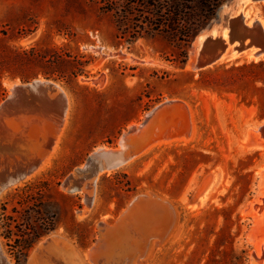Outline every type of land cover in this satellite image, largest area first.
<instances>
[{
  "label": "rangeland",
  "instance_id": "obj_1",
  "mask_svg": "<svg viewBox=\"0 0 264 264\" xmlns=\"http://www.w3.org/2000/svg\"><path fill=\"white\" fill-rule=\"evenodd\" d=\"M227 1L186 45L162 33L134 43L120 39L113 14L97 0H0V105L12 86L42 79L59 85L63 96L25 92L8 116L21 133L40 128L31 154L43 148L52 153L58 138L49 163L14 183L6 177L22 173L27 166L17 162L25 157L11 155V167L0 162V204L34 182L42 202L58 213L56 230L40 242L53 235L70 243L71 251L45 264H232L240 251L247 264H264V68L251 66L264 56L249 60L245 51L213 62L214 49L198 53L196 46L210 24L220 26ZM258 1L245 2L243 25L235 15L242 29L260 20L264 30V1ZM206 5L203 13L196 5L205 16ZM143 123L144 135L129 147L127 163L105 171L102 162L92 163L88 169L96 149H120L129 126ZM105 242L107 249L96 257ZM0 246L18 264L1 237Z\"/></svg>",
  "mask_w": 264,
  "mask_h": 264
},
{
  "label": "trees",
  "instance_id": "obj_2",
  "mask_svg": "<svg viewBox=\"0 0 264 264\" xmlns=\"http://www.w3.org/2000/svg\"><path fill=\"white\" fill-rule=\"evenodd\" d=\"M97 1L102 9L113 14L120 39L134 43L140 38L162 33L175 42L188 45L225 0H207V16L201 10V6L205 8V0ZM196 5L202 13L197 11ZM187 58L186 54L183 65ZM251 66L264 68V61ZM38 189L34 182L27 183L8 194L0 204V237L18 264H25L34 247L58 225V213L47 208ZM232 259V264H247L248 261L245 251L232 254Z\"/></svg>",
  "mask_w": 264,
  "mask_h": 264
},
{
  "label": "bare ground",
  "instance_id": "obj_3",
  "mask_svg": "<svg viewBox=\"0 0 264 264\" xmlns=\"http://www.w3.org/2000/svg\"><path fill=\"white\" fill-rule=\"evenodd\" d=\"M246 1H249V0H245V2ZM256 1H258V0H256ZM264 1V0H263ZM262 1V2H263ZM259 2V1H258ZM240 14V13H239ZM239 14H238V17H239ZM237 16V15H236ZM259 22H260V20H259ZM197 46V45H196ZM245 52V51H244ZM241 53H238V54H233V55H231V56H226V57H222L220 60L222 61V60H231V59H234L235 57H237L238 55H240ZM254 53H253V51H249V54H247V53H245V55H244V57L245 58H247V59H251V58H255L254 57V55H253ZM264 55H262L261 57H263ZM260 57V58H261ZM255 59H258V58H255ZM53 82V81H52ZM52 82H49L48 80L47 81H43V79L42 80H37V81H35V82H31L32 84H28V85H24V86H22V85H14V86H12L11 87V94H10V96H8V99L6 100V101H4L1 105H0V157H1V159H0V162L2 161V162H4V163H6L7 165L9 164V166L11 165L10 163L11 162H13L12 160H10L9 159V157L11 156V155H13V154H19V156H23V157H25L24 159H22L21 160V162L19 163V162H17L18 163V165L19 164H22V165H20V166H27L25 169H23L22 167V169H23V171H22V173H19L18 172V176H16L15 178L14 177H12V178H10V177H6L7 178V181L9 180L10 182H14V183H16V181H19L20 179H27V178H24V177H26L27 175L29 176V175H31L32 174V172L34 173L35 172V170L36 171H38V169L41 167V168H43V166H46L48 163H49V160H50V157L53 155V153H54V151H55V148L58 146H55L56 144H57V142H58V138H56V140L54 141V144H53V146H52V149L51 150H53L52 151V153H51V151L50 152H44V148H43V152H40L39 151V153L38 154H40V155H38V154H31V146H32V141L33 140H31V138H36V136L38 137V136H40V128H39V130H38V126H32V128H30V129H28L27 130V133L25 132V133H21L20 132V130H19V125L12 119L11 120V118L9 119V112H11L12 113V109L14 108V105H16V104H18V103H16V99L18 98V99H22V96H23V93H25V92H28L29 93V91H35L34 92V94L35 93H37V95L38 94H40V95H46V93L48 92H55L56 94H54L55 96L56 95H58L61 99H63V96L59 93V91H58V86L59 85H56V84H54V83H52ZM17 84H19V83H17ZM33 93V92H32ZM47 93V94H48ZM62 93H63V91H62ZM27 94V93H26ZM50 95H51V93H50ZM36 96V95H35ZM34 96V97H35ZM47 96V95H46ZM54 96V97H55ZM25 97V96H24ZM31 97V96H30ZM34 97H32V98H34ZM38 97V96H37ZM49 97V96H48ZM45 98V97H44ZM59 98V99H60ZM68 98V97H67ZM29 99H31V98H29ZM39 99V98H38ZM47 99V98H46ZM50 99V98H49ZM52 99V98H51ZM55 99V98H54ZM37 100V99H36ZM56 100V99H55ZM54 100V101H55ZM32 101V100H31ZM50 101H52V100H50ZM22 102H24V101H22ZM41 102V101H40ZM16 103V104H15ZM21 103V102H20ZM26 103H29V102H27L26 101ZM25 103V104H26ZM44 103V102H43ZM43 103H40V104H42L43 105ZM53 103V102H52ZM57 104V103H56ZM56 104H54V105H56ZM59 104V106L61 107V106H63L65 103L63 102V100L61 101V102H59L58 103ZM19 105V104H18ZM29 105V104H28ZM52 105V104H51ZM182 105V104H181ZM184 105V104H183ZM31 106V105H30ZM185 106V105H184ZM19 110H20V105H19V107L18 106H16ZM15 107V108H16ZM37 107H39V106H37ZM44 107H46V106H44ZM64 107V106H63ZM65 107H66V105H65ZM68 107V106H67ZM26 108V107H25ZM30 108V107H29ZM18 109H17V112H18ZM22 109V108H21ZM24 109V108H23ZM35 109H36V107H35ZM41 109H43L42 107H41ZM183 109H185V107L183 108ZM182 109V110H183ZM44 110V109H43ZM45 110H46V108H45ZM51 110H53V109H51ZM59 110H60V108H59ZM58 110V111H59ZM64 110V109H63ZM47 111H48V109H47ZM55 111V110H54ZM184 111V114H185V110H183ZM16 112V111H15ZM14 112V113H15ZM20 112H21V110H20ZM28 112H30V111H28ZM28 112H27V114H28ZM67 112V111H66ZM22 113V112H21ZM39 113V112H38ZM60 113H63V112H59V115H60ZM18 114V113H17ZM16 114V115H17ZM23 114V113H22ZM26 114V113H25ZM26 114V115H27ZM31 114V113H30ZM37 114V113H36ZM40 114V113H39ZM63 114H65V113H63ZM67 114V113H66ZM183 114V113H182ZM13 116V115H12ZM25 116V115H24ZM62 116V115H61ZM65 116V115H64ZM67 116V115H66ZM187 116V115H186ZM26 117V116H25ZM188 117V116H187ZM20 118V117H19ZM35 118V117H34ZM62 119H63V117H62ZM29 120V119H28ZM27 120V121H28ZM45 120V119H44ZM184 120V119H183ZM182 120V121H183ZM62 121V120H61ZM64 121H67V120H64ZM185 121H186V119H185ZM188 122V121H187ZM21 123H23V122H21ZM29 123H30V121H29ZM64 123H66V122H64ZM184 123V122H183ZM182 123V124H183ZM25 124V123H24ZM42 124V123H41ZM32 125V124H31ZM22 126V125H21ZM64 126H66V124L64 125ZM187 126V125H186ZM184 127V126H183ZM23 128H25V126L23 127ZM59 128V127H58ZM64 128V127H63ZM138 128H139V126L138 125H132L131 127L129 126V128L127 129V131H125L124 132V136L125 135H127L128 133L129 134H135V133H137L138 131ZM175 128V127H174ZM173 128V129H174ZM182 128V127H181ZM56 129V128H55ZM65 129V128H64ZM58 130V129H57ZM134 130V131H133ZM168 130H171V129H168ZM185 130V129H184ZM129 131V132H128ZM181 132H182V130H180ZM262 131V130H261ZM44 132V131H43ZM61 132V131H60ZM62 132H64V130L62 131ZM62 132L60 133V134H62ZM172 132H174L173 130L171 131V134H172ZM176 132H178V130L176 131ZM264 132V131H263ZM50 133V132H49ZM166 133V132H165ZM167 133H169V132H167ZM259 134V133H258ZM263 134V133H262ZM165 135V134H164ZM164 135H162L163 137H164ZM44 136H45V134H44ZM50 136V135H49ZM59 136H61V135H59ZM124 136L122 137V139H121V141H123L124 140ZM262 136V135H261ZM62 137V136H61ZM171 137V136H170ZM166 138H167V136H166ZM263 138H264V135H263ZM161 139V138H160ZM169 139H172V138H169ZM169 139H167V141L169 142ZM176 140V139H175ZM180 140V139H179ZM52 141V140H51ZM171 141H173V140H171ZM40 142V141H39ZM156 142V141H155ZM155 142H154V144H155ZM158 142V141H157ZM34 143H36L35 141H34ZM153 143V142H152ZM150 144V145H153V144ZM158 144V143H157ZM159 145H160V143H159ZM158 145V146H159ZM53 147H55V148H53ZM34 151V149L32 150V152ZM46 151V150H45ZM106 151H110L108 148H106V147H101V148H98V149H96L92 154H91V156L89 157V160H88V163H87V166H89L90 164H91V162L93 161V159L97 156V155H99V154H101V153H103V152H106ZM36 153V152H35ZM142 154H144V153H142ZM38 156V157H37ZM141 156V155H140ZM11 158V157H10ZM14 158H15V155H14ZM14 158H12V159H14ZM17 158V157H16ZM15 158V159H16ZM20 159H21V157H20ZM15 161H18V160H15ZM20 161V160H19ZM7 165L5 166V167H7ZM15 166H17L16 165V162H15ZM28 166H32L31 168H28ZM1 167H3V166H1ZM11 167V166H10ZM94 167V166H93ZM9 168V167H8ZM18 168H20V167H18ZM20 168V169H21ZM28 168V169H27ZM4 169V168H3ZM6 169V168H5ZM4 169V171H6ZM89 169V168H88ZM94 169H95V167H94ZM8 170H11L10 168L8 169ZM105 170H107V169H103V171H105ZM13 171V170H12ZM12 171H10V172H12ZM91 171V170H90ZM7 172V171H6ZM77 172V171H76ZM4 173V172H3ZM9 173V172H8ZM16 173H17V171H16ZM29 173H31V174H29ZM36 173V172H35ZM97 173V172H96ZM103 173V172H102ZM1 175H2V173H0ZM7 173H5V175H6ZM11 174V173H10ZM14 174V173H13ZM85 174V173H84ZM87 174V173H86ZM97 174H100V173H97ZM0 175V179H2L3 177ZM4 175V176H5ZM34 175V174H33ZM73 175V174H72ZM74 175H75V173H74ZM76 175H77V173H76ZM79 175V174H78ZM9 176V175H8ZM27 176V177H28ZM98 176V175H97ZM30 177V176H29ZM93 178V177H92ZM3 179H5V177L3 178ZM76 179V178H75ZM80 179V178H79ZM86 179V178H85ZM88 179V178H87ZM70 180H71V177H69L68 178V180L65 182V185H67L68 184V182H69V184H70ZM85 181V180H84ZM3 182H4V180H3ZM92 182V181H91ZM20 183V182H19ZM19 183H17V184H19ZM63 183V182H62ZM5 184H6V180H5ZM8 185H9V183H7ZM86 184V183H85ZM84 184V185H85ZM1 185V184H0ZM73 186V185H72ZM2 187V186H1ZM4 187H5V185H4ZM8 187V186H7ZM65 187V186H64ZM63 187V188H64ZM88 187H89V184H88ZM91 187V186H90ZM93 187H94V185H93ZM5 188H3L2 190H4ZM84 189H85V187H84ZM90 189V188H89ZM70 190V189H69ZM91 190V189H90ZM95 190V189H94ZM0 191H1V189H0ZM2 192V191H1ZM88 193H90V191L88 192ZM90 195V194H89ZM92 195V194H91ZM92 197H93V195H92ZM143 197H144V195H143ZM152 197H153V195H152ZM157 197V196H156ZM151 198V197H150ZM86 199H89V198H86ZM145 199V198H144ZM143 199V200H144ZM156 199V198H155ZM92 200H93V198H92ZM160 200V199H159ZM147 201V200H146ZM156 201H158V200H156ZM161 201H162V199H161ZM90 202V201H89ZM93 202V201H92ZM159 203H160V201H159ZM134 204V203H133ZM142 204H144V203H142ZM146 204V203H145ZM161 204V203H160ZM148 205V204H147ZM133 206V205H132ZM137 206V205H136ZM146 206V205H145ZM144 206V207H145ZM143 207V206H142ZM148 207H150V206H147V208ZM161 207V206H160ZM137 208V207H136ZM138 209H140V206H139V208ZM143 209V208H142ZM166 209V208H165ZM151 210H152V208H151ZM169 211V210H168ZM127 212V211H126ZM128 212H130V211H128ZM157 212V211H156ZM154 213V212H153ZM159 213H161V212H159ZM130 214V216H132V218H131V220H133V219H135L134 217H133V214L134 213H126L125 215L128 217V215ZM151 214V213H150ZM170 214V213H169ZM144 215V214H143ZM142 215V216H143ZM158 215V214H157ZM141 216V215H140ZM139 216V217H140ZM154 216V215H153ZM152 216V218H154ZM124 218V217H123ZM146 218V217H145ZM157 218H160V216L158 217L157 216ZM128 219V218H127ZM138 219V217H136V220ZM140 219H141V217H140ZM120 220H121V218H120ZM123 220V219H122ZM122 220H121V222H122ZM142 220H144V222L146 221L145 219H142ZM148 220V219H147ZM158 220V219H157ZM125 221H127V220H125ZM138 222H140L139 220H137ZM159 221V220H158ZM158 221H157V223H158ZM258 221H260V220H258ZM142 222V221H141ZM123 223H124V221H123ZM122 223V224H123ZM129 223V222H128ZM130 223H131V221H130ZM146 223L147 222H145V227H146ZM161 223V222H160ZM169 223V222H168ZM258 223V222H257ZM102 224V223H101ZM125 224V223H124ZM132 224V223H131ZM133 224H134V221H133ZM132 224V226L133 227H136V229H137V225L136 226H134ZM152 224V223H151ZM155 224V223H154ZM150 225V224H149ZM160 225V224H159ZM164 225V224H163ZM124 227H125V225H123ZM122 225L121 226H119V227H123ZM127 226H128V224H127ZM130 226V225H129ZM111 227V226H110ZM114 227V226H113ZM116 227V226H115ZM156 227V226H155ZM158 227V226H157ZM139 228V227H138ZM124 229V228H123ZM125 229H126V227H125ZM152 229V228H151ZM158 229V228H157ZM157 229H156V233H157ZM113 230V229H112ZM115 230H117V228L115 229ZM134 230V229H133ZM106 231V230H105ZM108 231H111V229L109 230L108 229ZM121 231V230H120ZM120 231H119V234H120ZM126 231H127V229H126ZM137 231V230H136ZM141 232H142V230H140ZM155 231V230H154ZM112 232V231H111ZM146 232V231H145ZM122 233H123V231H122ZM126 233V232H125ZM128 233V232H127ZM132 233V232H131ZM107 234V233H106ZM116 234V233H115ZM129 234V233H128ZM143 234V233H142ZM146 234V233H145ZM144 234V235H145ZM155 234V233H154ZM169 234V233H168ZM59 235V234H58ZM107 235H110L109 233L107 234ZM133 235V234H132ZM156 235V234H155ZM165 235V234H164ZM104 236V235H103ZM111 236H112V234H111ZM117 236H119L118 234H117ZM128 236H130V235H128ZM137 236V235H136ZM143 236V235H142ZM157 236V235H156ZM155 237V236H154ZM111 238H115L116 239V237H111ZM118 238V237H117ZM136 238V237H135ZM143 238V237H142ZM146 238V237H145ZM150 238V237H149ZM132 239H134V238H132ZM108 240H110V239H108ZM117 240V239H116ZM149 239H147V241H148ZM156 240V239H155ZM100 241H101V239H100ZM111 241H112V239H111ZM120 241V240H119ZM122 241V240H121ZM134 240H132V242H133ZM137 240L135 239V242H136ZM157 241V240H156ZM107 242V241H106ZM105 242V244L104 245H102V247H99V246H97L98 248L97 249H95V254L94 255H96V257H98V253L102 250V249H105L106 247H108V245H106L107 243ZM110 243V242H109ZM108 243V244H109ZM70 244V243H69ZM69 244L65 241V240H63V239H60V238H56V237H53V235H51V236H49V237H47L46 239H44L42 242H40L39 243V245L37 246V248L34 250V252H33V254L31 255V258H30V262H29V264H45V263H47V261L48 260H52L53 258H55L56 257V253H58L59 252V254H61V256H64V257H67V255L69 254V252L71 251V247L69 246ZM98 244H99V242H98ZM113 244V243H112ZM136 244V243H135ZM100 245V244H99ZM110 246H111V244H110ZM137 246H139V244L137 245ZM94 248V247H93ZM95 248H96V246H95ZM100 248H101V250H100ZM114 248V247H113ZM107 249V248H106ZM137 249V248H136ZM110 250V249H109ZM73 251V250H72ZM94 251V250H93ZM99 251V252H98ZM104 251V250H103ZM103 251H101V252H103ZM4 252H2V249H1V246H0V264H12L10 261H9V259H8V257H6L4 254H3ZM65 253H67V254H65ZM106 253H108L109 254V252H106ZM106 253H105V255H106ZM76 254V253H75ZM137 254V253H136ZM145 254V253H144ZM263 255V254H262ZM61 256H59L58 258L59 259H61ZM110 256V255H109ZM113 256V255H112ZM130 256V255H129ZM132 256V255H131ZM94 257V256H93ZM108 257V256H107ZM111 257V256H110ZM112 258V257H111ZM133 258V257H132ZM254 258V257H253ZM94 259V258H93ZM92 259V260H93ZM105 259H106V257H105ZM256 259V258H255ZM259 259V258H258ZM262 259V258H261ZM107 260H108V258H107ZM260 260V259H259ZM264 260V259H263ZM94 261V260H93ZM98 261H99V259H98ZM102 261V260H101ZM109 261V260H108ZM112 261V260H111ZM261 261V260H260ZM260 261H257L256 260V262L257 263H253L252 262V264H258V262H259V264H262V263H260ZM62 261H60V264H62L61 263ZM103 262V261H102ZM101 262V263H102ZM94 263H95V261H94ZM110 263V262H109ZM100 264V263H99Z\"/></svg>",
  "mask_w": 264,
  "mask_h": 264
},
{
  "label": "water",
  "instance_id": "obj_4",
  "mask_svg": "<svg viewBox=\"0 0 264 264\" xmlns=\"http://www.w3.org/2000/svg\"><path fill=\"white\" fill-rule=\"evenodd\" d=\"M245 2L242 0H228L222 10H227L228 14H225L221 19V24H210L207 28V32L201 34L197 41L198 53L203 52L206 49H214L216 54L213 58V62L220 60L222 57L231 56L233 54L242 53L244 51H253L255 58H259L264 54V30L259 21H255L252 27L246 26V30L242 29L241 25L245 23V17L242 13V8ZM240 13V19L242 24H236V14ZM245 26V25H244ZM216 36L219 42L211 44ZM134 131V130H133ZM138 132L135 134H127L124 136V140L120 142L121 148L116 150H110L97 155L92 163H101V167L104 169H117L127 163L130 159L129 147L137 142L145 132V123L139 126ZM129 132V131H128ZM122 139V138H121ZM88 168L90 166H87Z\"/></svg>",
  "mask_w": 264,
  "mask_h": 264
}]
</instances>
